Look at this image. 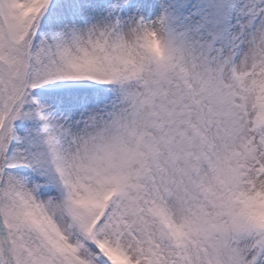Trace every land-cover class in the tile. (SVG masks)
<instances>
[{
    "label": "snow or ice",
    "instance_id": "obj_1",
    "mask_svg": "<svg viewBox=\"0 0 264 264\" xmlns=\"http://www.w3.org/2000/svg\"><path fill=\"white\" fill-rule=\"evenodd\" d=\"M0 264H264V0H0Z\"/></svg>",
    "mask_w": 264,
    "mask_h": 264
}]
</instances>
